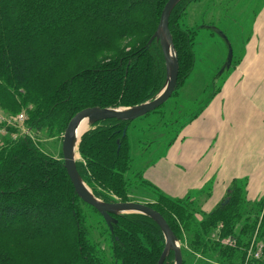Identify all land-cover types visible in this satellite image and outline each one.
Returning a JSON list of instances; mask_svg holds the SVG:
<instances>
[{
    "label": "trees",
    "instance_id": "1",
    "mask_svg": "<svg viewBox=\"0 0 264 264\" xmlns=\"http://www.w3.org/2000/svg\"><path fill=\"white\" fill-rule=\"evenodd\" d=\"M195 1L181 0L168 19L177 61L170 98L195 66L197 34L179 25ZM166 2L0 0V109L10 115L23 110L28 131L7 128L16 138L0 146V264H158L165 247L159 227L147 216L120 214L112 216L110 231L76 196L61 151L59 158L47 154L31 134L61 144L67 123L81 110L132 108L155 98L166 71L159 44L147 42ZM130 123L90 125L76 147L78 176L103 203L132 202ZM137 176L154 192L155 200L143 204L165 220L182 264H197V256L244 264L251 243L254 251L262 245V256L250 264H264V194L249 201L245 183L233 180L222 202L198 221L192 199L170 197ZM219 224V239L232 238L234 247L211 238ZM161 264H174L173 252Z\"/></svg>",
    "mask_w": 264,
    "mask_h": 264
},
{
    "label": "crops",
    "instance_id": "2",
    "mask_svg": "<svg viewBox=\"0 0 264 264\" xmlns=\"http://www.w3.org/2000/svg\"><path fill=\"white\" fill-rule=\"evenodd\" d=\"M248 42L246 51L238 54L239 59L223 69L228 70L225 78L219 73V86L204 97L197 114L189 119L184 133L190 142L170 146L172 154L167 156L171 164L166 166L169 186L145 175L152 185L171 194L168 196L195 199L197 220L222 202L233 180L245 183L249 201L247 195L251 192L253 200L264 194L263 16L255 18ZM179 151H192L193 159ZM196 263L219 264L215 257L208 260L199 256Z\"/></svg>",
    "mask_w": 264,
    "mask_h": 264
},
{
    "label": "rangeland",
    "instance_id": "3",
    "mask_svg": "<svg viewBox=\"0 0 264 264\" xmlns=\"http://www.w3.org/2000/svg\"><path fill=\"white\" fill-rule=\"evenodd\" d=\"M260 16L264 18V0H198L188 5L179 25L182 28H191L197 34L193 46L196 58L193 72L177 95L159 107L158 113L135 119L129 125L133 164L127 179L130 181L128 191L132 202L143 204L155 200L154 192L140 185L137 176L139 173L142 175L141 181H147L145 175L150 174L154 180L165 181L167 187L169 186L171 179L169 180V169L166 166L171 164L170 157L167 156L172 154L170 146L190 142L189 136L184 133L189 119L197 114L204 97L212 94L219 86V72L225 67L229 51L230 63H235L239 59L238 54L246 51L254 20ZM221 73V77L225 78L228 70ZM0 114L6 118L20 114L25 116L23 110L16 115H10L0 109ZM10 127L12 126L5 127L4 133L0 135L1 143L12 138L13 135H9L7 130ZM0 128L2 129V125ZM12 128L18 131V128ZM31 136L47 154L59 158L61 144L58 140L47 139L41 134L32 133ZM179 152L187 155L188 159H193L192 151ZM153 166L154 171L149 173L147 170ZM162 166L164 170L160 169ZM157 171L160 174H156ZM185 178L188 180L190 177ZM253 194L254 192L248 194V199L253 201ZM192 201L198 206L195 199ZM90 219L93 222V218ZM221 227L219 224L211 235L214 241L220 240L218 235ZM258 245L262 247L261 244Z\"/></svg>",
    "mask_w": 264,
    "mask_h": 264
},
{
    "label": "water",
    "instance_id": "4",
    "mask_svg": "<svg viewBox=\"0 0 264 264\" xmlns=\"http://www.w3.org/2000/svg\"><path fill=\"white\" fill-rule=\"evenodd\" d=\"M180 1L181 0H167L164 7L162 8L158 26L147 42V45H149L154 40L159 44L165 64L166 80L164 86L155 96V98L142 105L132 108L100 109L95 107L81 110L76 113L67 123L61 141L63 167L66 171V174L70 180L76 196L84 204L92 207L102 217L104 223L110 231L112 230V223L115 222L112 216L120 214H141L149 217L159 227L164 238L165 247L158 264L162 263V261L168 256L169 252H173L174 254V264H182L179 242L171 232L165 220L159 213L145 204L134 202L103 203L102 201L96 199L92 195L90 190L87 191L86 189H84V187L80 183L81 179L78 176L76 170L74 154L76 152L77 146L75 148L73 147L72 135L77 124L83 120H85L89 125H93L110 119L121 122H131L155 111L171 97L176 88L177 61L168 29V19L173 8ZM230 58L231 51H229V57L225 63L224 68H226L230 64ZM223 69L221 70V72L223 71ZM84 133H82L81 136Z\"/></svg>",
    "mask_w": 264,
    "mask_h": 264
},
{
    "label": "built area",
    "instance_id": "5",
    "mask_svg": "<svg viewBox=\"0 0 264 264\" xmlns=\"http://www.w3.org/2000/svg\"><path fill=\"white\" fill-rule=\"evenodd\" d=\"M25 119L26 118H25L24 114L16 115L14 117L9 116L8 118H6V117L2 116V114H0V125H2V129L0 128V135L4 133L5 127H8V126L18 128V131L20 134H27L28 131L24 127ZM15 135L16 134L11 136L12 139L16 138ZM0 144L2 145L3 143L0 142ZM216 241H218L223 246H228V247H234L235 246V242L232 238H226V239H220V240L217 239ZM253 245L254 244L251 243V245L249 246V248L246 251V257H245L244 264H250V261L252 259L253 260H259L262 256L261 246L257 244L256 249L254 251Z\"/></svg>",
    "mask_w": 264,
    "mask_h": 264
},
{
    "label": "bare ground",
    "instance_id": "6",
    "mask_svg": "<svg viewBox=\"0 0 264 264\" xmlns=\"http://www.w3.org/2000/svg\"><path fill=\"white\" fill-rule=\"evenodd\" d=\"M89 128H90V125L85 120H83V121H81L80 123L77 124V126L75 127V129L73 131V135H72L73 147L74 148L77 146L81 134L84 133L85 131H87ZM74 161L76 162L75 154H74ZM80 183L82 184L84 189L89 191L88 187L83 183L82 180H80Z\"/></svg>",
    "mask_w": 264,
    "mask_h": 264
}]
</instances>
